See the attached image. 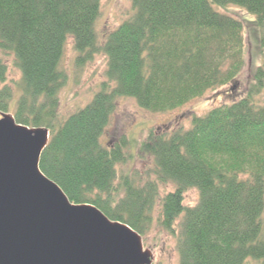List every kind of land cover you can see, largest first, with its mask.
Returning <instances> with one entry per match:
<instances>
[{
	"label": "trees",
	"instance_id": "trees-1",
	"mask_svg": "<svg viewBox=\"0 0 264 264\" xmlns=\"http://www.w3.org/2000/svg\"><path fill=\"white\" fill-rule=\"evenodd\" d=\"M130 2V15L98 44L100 0H0V51L21 72L16 97L5 84L0 90V111L50 131L39 169L68 200L91 203L140 235L159 205L158 227L175 234L178 264H264V0ZM230 5L255 19L244 26L218 10ZM246 28L262 60L239 96L191 114L188 128L148 131L136 155L150 158L156 181L117 177L134 154L125 135L107 146L101 140L117 100L168 113L209 93L228 95L219 89L237 83ZM69 38L77 65L100 51L107 68L99 91L62 118L58 94L67 77L59 65ZM7 71L0 56V85ZM155 182L174 189L161 197ZM192 188L198 199L184 205Z\"/></svg>",
	"mask_w": 264,
	"mask_h": 264
},
{
	"label": "water",
	"instance_id": "water-1",
	"mask_svg": "<svg viewBox=\"0 0 264 264\" xmlns=\"http://www.w3.org/2000/svg\"><path fill=\"white\" fill-rule=\"evenodd\" d=\"M0 117V264H151L133 228L71 202L40 171L46 127Z\"/></svg>",
	"mask_w": 264,
	"mask_h": 264
},
{
	"label": "rangeland",
	"instance_id": "rangeland-1",
	"mask_svg": "<svg viewBox=\"0 0 264 264\" xmlns=\"http://www.w3.org/2000/svg\"><path fill=\"white\" fill-rule=\"evenodd\" d=\"M100 16L95 22V33L97 35V42L101 44L105 37L112 29L121 24L122 20L130 15V0H100ZM218 9V8H217ZM231 17H234L245 24V20L252 21L254 16L242 10L235 5L224 7L221 11ZM244 37V65L242 70L236 77L237 83L235 85L228 84L222 89L228 91V95H223L218 91L217 96L214 93H209L207 96L200 97L188 101L187 104L178 108L177 110L168 113H152L140 108L131 98H119L116 102V110L111 118L107 129L101 136V140L104 145L107 146L114 139L127 136L129 139L130 149L128 153H134L132 158L129 157L127 161L117 166V177L128 176L134 178L136 185H143L147 180L156 181V176L152 172V163L150 158L137 156V147L140 141L146 137V134L150 129L163 130L174 129L179 126L184 128L189 127V116L191 114H205L209 108L213 106H219L222 103H229L232 99L239 96L240 86H244L247 82L248 76L251 74L253 68L257 67L262 60L260 49L258 44L254 42V38L250 35L248 28L243 31ZM64 50L62 52V59L59 67L66 72V80L63 83L62 89L59 91V115L62 118L74 113L77 109L82 108L85 103L92 98L95 91H99L100 83L106 79L105 71L106 56L100 51L95 52L91 59L85 61L82 65H77L75 62L77 52L74 49L72 39L69 38L64 44ZM0 56L5 60L7 65V74L5 83H1L0 90L4 87V84L11 90H15L14 97H16V83L20 82L21 72L15 66L13 56L6 55L0 51ZM264 98V90L259 95V98ZM192 110V111H191ZM193 112V113H192ZM13 115V111H6ZM157 191L160 196L167 191H172L174 185L172 183H156ZM121 194L118 192V195ZM183 204L187 206H193L198 199V192L195 188L189 189L184 192ZM159 204V203H158ZM156 207L152 213V225L151 229L141 235L143 249H149L152 253L151 264H178V250L176 247L175 234L169 230L158 227V217L160 206ZM264 219V211L262 214ZM178 222V220H176ZM176 226V223L175 225Z\"/></svg>",
	"mask_w": 264,
	"mask_h": 264
}]
</instances>
